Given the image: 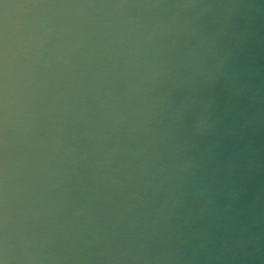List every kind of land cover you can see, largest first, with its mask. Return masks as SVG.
<instances>
[{
  "label": "water",
  "instance_id": "95a60500",
  "mask_svg": "<svg viewBox=\"0 0 264 264\" xmlns=\"http://www.w3.org/2000/svg\"><path fill=\"white\" fill-rule=\"evenodd\" d=\"M0 264H264V0H0Z\"/></svg>",
  "mask_w": 264,
  "mask_h": 264
}]
</instances>
